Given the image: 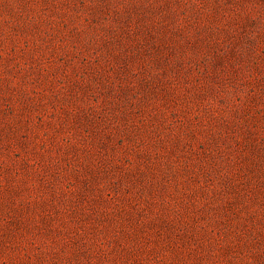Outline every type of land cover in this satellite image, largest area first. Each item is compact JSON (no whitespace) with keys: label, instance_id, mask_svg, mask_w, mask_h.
<instances>
[{"label":"rangeland","instance_id":"374dc122","mask_svg":"<svg viewBox=\"0 0 264 264\" xmlns=\"http://www.w3.org/2000/svg\"><path fill=\"white\" fill-rule=\"evenodd\" d=\"M0 264H264V0H0Z\"/></svg>","mask_w":264,"mask_h":264}]
</instances>
